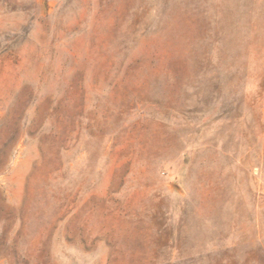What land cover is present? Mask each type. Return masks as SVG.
Returning a JSON list of instances; mask_svg holds the SVG:
<instances>
[{"label":"rangeland","instance_id":"rangeland-1","mask_svg":"<svg viewBox=\"0 0 264 264\" xmlns=\"http://www.w3.org/2000/svg\"><path fill=\"white\" fill-rule=\"evenodd\" d=\"M0 264H264V0H0Z\"/></svg>","mask_w":264,"mask_h":264}]
</instances>
